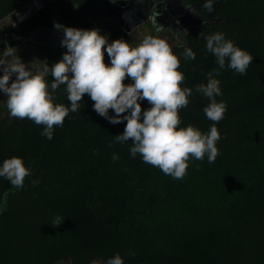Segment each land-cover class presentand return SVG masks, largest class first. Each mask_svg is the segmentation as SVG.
Wrapping results in <instances>:
<instances>
[{
	"label": "trees",
	"instance_id": "1",
	"mask_svg": "<svg viewBox=\"0 0 264 264\" xmlns=\"http://www.w3.org/2000/svg\"><path fill=\"white\" fill-rule=\"evenodd\" d=\"M31 1L0 0V55L40 28L91 30L106 11L114 14L111 0H42L6 32L2 21ZM205 2L184 0L200 19L221 22L184 33L183 43L172 47L182 87L193 89L179 112L180 127L206 134L214 123L203 111L209 99L195 91L218 69L205 37L223 33L253 56L245 75L226 62L215 77L216 100L227 108L216 123L215 162L190 158L184 178L174 179L139 154L131 157V141L115 139L127 122L109 123L87 94L49 140L43 125L10 117L0 92V167L18 157L30 170L21 189L0 177V264H106L117 254L124 264H264V0H214L211 13ZM186 47L195 60L184 58ZM53 79L46 77L50 92ZM64 87L52 93L54 102L70 108ZM140 103L142 111L151 107ZM58 216L62 223L53 227Z\"/></svg>",
	"mask_w": 264,
	"mask_h": 264
},
{
	"label": "clouds",
	"instance_id": "2",
	"mask_svg": "<svg viewBox=\"0 0 264 264\" xmlns=\"http://www.w3.org/2000/svg\"><path fill=\"white\" fill-rule=\"evenodd\" d=\"M213 2L206 0L203 4L209 13L214 10ZM54 26L63 28L61 46L66 47L67 52L51 68L46 63L42 71L33 74L12 47H7L0 56L3 71L0 92L7 97L10 117L43 125L41 135L51 140L54 127L63 126L69 112H77L80 101L87 94L94 102V111L109 123L127 122L123 133L115 139L121 144L131 141V157L139 154L144 163L159 168L174 179L184 178L190 158L202 161L207 155L208 163L215 162L219 155L216 145L221 139L216 123L223 120L227 110L224 102L216 100L221 95V88L215 77L225 68L226 62L229 69L245 75L253 61L248 51L235 46L220 32L205 37L206 50L216 58L218 65V69L207 73V83L195 88L210 101L203 111L214 123L205 134L191 125L180 127L179 112L188 106L193 89L182 87L185 77L179 71L180 59L167 40L147 35L137 46H132L123 39L109 43L97 29ZM161 30L162 27L157 28L158 32ZM105 50L110 66L104 60ZM183 56L186 60H195L196 53L186 47ZM49 73L54 78L51 92L46 80ZM129 78L132 83L126 85L124 81ZM62 85L66 86L70 108L54 102L52 93ZM144 100L151 107L142 111L140 101ZM110 109L115 115H109ZM118 159V155L112 156L113 161ZM29 175L30 170L22 158L5 159L0 167V177L6 178L17 189L23 188ZM61 223L62 218L58 216L52 226L59 227ZM106 264H124V261L117 254Z\"/></svg>",
	"mask_w": 264,
	"mask_h": 264
},
{
	"label": "water",
	"instance_id": "3",
	"mask_svg": "<svg viewBox=\"0 0 264 264\" xmlns=\"http://www.w3.org/2000/svg\"><path fill=\"white\" fill-rule=\"evenodd\" d=\"M111 3L117 21L127 33L149 20H152L156 31L158 27H162V29L166 28L168 25V17H171L177 23L182 33L203 29L206 25L221 22L220 19L205 21L198 18L194 14L192 7L184 4V0H164L165 13L156 11L157 0H111ZM103 35L108 38L109 33L107 35L106 32ZM63 38V28L57 29L56 27L40 28L32 32L29 36L30 40L45 43L50 46L61 44ZM32 71L33 74L39 73L38 68H34ZM2 75L3 71L0 69V76Z\"/></svg>",
	"mask_w": 264,
	"mask_h": 264
},
{
	"label": "rangeland",
	"instance_id": "4",
	"mask_svg": "<svg viewBox=\"0 0 264 264\" xmlns=\"http://www.w3.org/2000/svg\"><path fill=\"white\" fill-rule=\"evenodd\" d=\"M162 10H164V6L162 7ZM27 9L23 7L21 10L17 11L16 13L8 16L2 21V26L4 27L5 31L8 32L14 25L18 24L19 22L23 21L28 15L26 13ZM33 12V11H32ZM198 18L200 16L196 13ZM175 25H177L175 22H172L166 26V28H163L161 31H156L154 24L151 21H148L137 28L133 29L131 32L127 33L125 30L122 29L121 25L115 18H108L103 22L100 27L103 30H106L109 32L108 41L111 43L114 40L117 39H123L124 41L130 43L132 46H137L140 42H142L143 38L147 35H152L154 37H159L162 39H165L169 42V44L172 46L178 45L183 43V38L180 36H176V30L173 28ZM173 28V29H172ZM9 36V35H8ZM43 43L34 41V40H27L24 42L22 46L14 47L17 50V55L21 59L23 63L27 65V68L33 73V69L38 68V71H42L45 64L47 62H33V56L38 59L44 60L45 58L52 57L53 54L47 53L46 50H40L41 45ZM62 53L58 55V59H62ZM109 58L107 55V52L105 50L104 52V60ZM56 62H50L49 66H53ZM15 79V75H13L12 80ZM11 83V81H10ZM2 95H4L2 93ZM3 99V97L1 98ZM7 101L3 104V108H7ZM98 264H102L101 261H96ZM56 264H66L63 261H59Z\"/></svg>",
	"mask_w": 264,
	"mask_h": 264
},
{
	"label": "flooded vegetation",
	"instance_id": "5",
	"mask_svg": "<svg viewBox=\"0 0 264 264\" xmlns=\"http://www.w3.org/2000/svg\"><path fill=\"white\" fill-rule=\"evenodd\" d=\"M164 6V10H162V7ZM156 11L157 12H162V11H164V13H165V3H164V0H162V2H159V0H157V3H156ZM115 18L116 19V16H115V12H114V14H110L108 11H106L105 13H104V16L103 17H101V19H99V20H97V21H95L96 23H95V25L93 26V28L91 29V30H93V29H97V30H99V32H100V34L101 35H103L104 33H106L107 31L106 30H103L101 27H100V25H102L103 24V22L105 21V20H107L108 18ZM117 20V19H116ZM168 24H170L171 23V21L172 22H175V21H173V19L171 18V17H168ZM149 21H151L152 22V20H149ZM148 22V21H147ZM153 23V22H152ZM176 23V22H175ZM177 24V23H176ZM175 30H176V36H183V34L184 33H182L181 31H180V28H179V26L178 25H175L174 27H173ZM172 28V29H173ZM27 40H30L29 39V37L27 38V37H22L21 38V41H27ZM21 41L20 42H18V43H14V44H10L8 47H12V48H14V47H18V46H22L23 44H24V42H22L21 43ZM41 45V49L40 50H46L47 51V53H49L50 55L51 54H53L52 55V57H49V58H45L44 60H42V59H38V57L36 58L35 56H33V62H47V65L49 66V63L50 62H59L61 59H58V55L60 54V53H62L61 55H62V57H63V54L64 53H66L67 52V49H66V47H62L61 46V44H59V45H56V46H50V45H47V44H45V43H43V44H40ZM173 47V46H172ZM6 50V49H5ZM105 62H111L110 61V58H107L106 59V61ZM50 68H51V66H49ZM49 75H51V73H49ZM48 75V76H49ZM71 75V74H70Z\"/></svg>",
	"mask_w": 264,
	"mask_h": 264
},
{
	"label": "built area",
	"instance_id": "6",
	"mask_svg": "<svg viewBox=\"0 0 264 264\" xmlns=\"http://www.w3.org/2000/svg\"><path fill=\"white\" fill-rule=\"evenodd\" d=\"M41 7H42V0H32L25 6V8L27 9L26 13L30 14L33 10L39 9Z\"/></svg>",
	"mask_w": 264,
	"mask_h": 264
}]
</instances>
